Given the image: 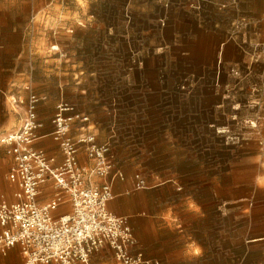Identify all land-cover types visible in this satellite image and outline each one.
<instances>
[{
  "label": "rangeland",
  "instance_id": "374dc122",
  "mask_svg": "<svg viewBox=\"0 0 264 264\" xmlns=\"http://www.w3.org/2000/svg\"><path fill=\"white\" fill-rule=\"evenodd\" d=\"M235 3L225 0L217 9L225 15ZM161 5V0H0V48L1 37L7 36L13 48L19 38L23 67L36 79L44 68L53 72L51 88H45L53 96L56 91L59 95V80L82 79L78 64L107 54L115 57L117 71L104 78L97 98L109 104L104 119L115 124L116 144L134 153L129 159L134 174L145 182L143 188L172 186L157 195L174 204L188 199L197 210L243 199L251 211L258 198L264 199L263 189L259 196L255 191L256 184L264 186V0L252 3L254 18L228 22L223 46L214 34L205 37L204 46L196 45L188 36L192 20L179 23L169 12L164 19ZM192 7L200 10L201 0ZM216 17L208 11L202 20L209 26ZM16 23L19 30L11 34L5 27ZM250 23L256 24L257 35L243 40ZM107 24L114 28L112 35L102 29ZM179 37L182 48L177 50ZM130 54L137 65L143 59V72L132 70L128 77L118 66ZM185 54L194 59L176 64L174 57ZM42 89L13 88L6 97L9 108L18 90L24 99ZM232 207L228 205L229 212ZM196 226V234H202L203 224Z\"/></svg>",
  "mask_w": 264,
  "mask_h": 264
},
{
  "label": "crops",
  "instance_id": "0c3cea01",
  "mask_svg": "<svg viewBox=\"0 0 264 264\" xmlns=\"http://www.w3.org/2000/svg\"><path fill=\"white\" fill-rule=\"evenodd\" d=\"M224 1L201 0L202 8L199 10V8L192 7L198 0H170L168 5L169 1L161 0V12L165 14L162 15V18L165 19L166 13L169 12L179 23L192 20L188 36L195 39L196 45L204 46L207 43L205 37L214 34L217 37L216 42L223 46L227 41L222 31H226L228 22L231 23L232 20L240 17L254 18L256 13L252 3L259 0H235V7L227 8L225 15H223V12L221 13L217 9V4ZM166 8L168 10H165ZM125 9L128 10V6H125ZM208 11L217 16L213 21H209V26L202 20L203 13ZM255 25V23H250L247 26L246 33L241 35L243 40L246 35L254 40L258 30ZM19 27V24L16 23V26L13 24L5 28L8 31L11 29V34H14L19 30ZM105 27L107 33L112 35L113 26H104L102 29ZM199 33L202 34V37L201 35L198 36ZM140 34L143 36V31H140ZM232 39L234 40V38ZM1 40L3 43L0 48V61L2 60L0 63V138L15 131L24 115L28 93L24 99H21L18 90L17 94L11 96L12 102L9 108L6 97L13 91V88H43L39 93L29 90L47 97L36 105L37 120L41 123L36 133L41 137L36 139L32 146L36 149H42L48 156L54 157L55 164H59L62 160L59 143L49 135L53 130L51 119L55 112V99L63 98L72 105L71 112L67 114L87 115L89 118L88 130L94 135L95 142L110 148L113 164L111 173L116 170L122 173V178H114L112 182L113 198L107 203V208L115 215L127 217L136 240L135 245L131 248V253L141 252L144 258L158 264H197V262L199 264H264V199H261L262 197L258 198L251 211H249V207L245 206L243 199L230 202L221 201L218 205L215 204V209L210 204L203 208L199 207L197 210L191 206L188 199L182 203L174 204L165 202L166 199L157 195V192L163 193L173 189L172 186L136 188L138 181L135 178L136 173L134 174V163L129 159L133 157L134 153L129 146L120 147L116 144L115 124L113 121L108 120L106 122L104 119L105 115L110 113V106L101 103L97 98V91L101 88L104 78L113 76L117 71L115 57L107 54L97 61L92 60L91 64L74 65L77 67L76 73L82 79L75 83L69 81L67 77L64 81L59 80L57 87L59 88V95L56 91L54 93L56 95L53 96L52 94L49 95L45 89L51 88L52 85L51 76L53 72L50 71L51 69L49 68V71L46 72L44 68V71L38 74V79H36V75H32L23 67L24 56L19 48V38L16 39L15 48L10 47L7 43V36L1 37ZM175 42H178L175 49L180 50L182 48L181 37ZM188 55L174 57L176 64L182 60L194 59L192 55ZM127 57V63L119 64L118 69L125 70L128 77L132 76V70L143 72L142 58H139L142 63L137 65L133 54ZM28 59L35 63L36 58L29 57ZM154 60L159 61V55L153 58L152 64H150L152 71L156 69ZM33 66L36 67L35 64ZM144 69L147 71L148 67L145 65ZM72 70L75 69L72 68ZM201 75L202 78L203 74ZM88 98H90L89 101ZM13 100L18 101L14 104ZM77 126V124L70 126L69 135L73 139H77L80 134ZM121 157L127 159L121 160ZM77 160L81 166H91V162L85 156L82 148L77 153ZM11 165L12 158L6 153V147L0 143V201L7 203L15 200L14 192L17 190V185L6 178ZM89 181L90 183H99L102 180L93 177ZM255 188V191H258L256 192L257 195H261L260 190H264V186L256 184ZM53 196L52 181H47L39 186L37 201L40 205L49 202ZM228 205L233 206L232 212H229ZM69 211L70 203L65 195L64 201L52 214L57 217ZM230 217H233L234 220L229 222ZM200 223L203 224L202 234L197 235L196 225L199 226ZM17 247L9 248L5 252L0 251V264H21L22 257ZM194 247H197V250H193ZM88 264H118V262L115 260L112 250L105 246L90 255Z\"/></svg>",
  "mask_w": 264,
  "mask_h": 264
},
{
  "label": "built area",
  "instance_id": "2783aa9c",
  "mask_svg": "<svg viewBox=\"0 0 264 264\" xmlns=\"http://www.w3.org/2000/svg\"><path fill=\"white\" fill-rule=\"evenodd\" d=\"M46 98L29 92L20 125L0 138L12 158L6 178L17 185L13 202L0 201V251L18 246L24 264H88L91 254L108 246L118 264H158L144 258L141 252L131 253L136 240L127 217L115 215L107 208L113 198L112 182L114 178H122V173L117 170L111 173L110 148L95 142L88 130L87 115L67 114L72 105L63 99L56 103L49 135L59 143L62 155L59 164H55L54 157L32 146L41 137L36 133L41 126L36 105ZM72 124L78 125L77 139L69 135ZM80 148L91 162L90 167L78 163ZM93 177L102 181L90 183ZM135 178L136 188H143L144 180L139 175ZM47 181L53 183L54 196L40 205L38 188ZM65 195L70 211L54 217L52 212Z\"/></svg>",
  "mask_w": 264,
  "mask_h": 264
}]
</instances>
